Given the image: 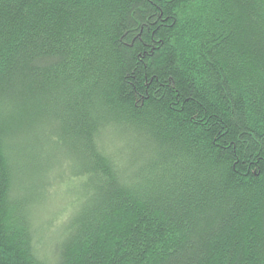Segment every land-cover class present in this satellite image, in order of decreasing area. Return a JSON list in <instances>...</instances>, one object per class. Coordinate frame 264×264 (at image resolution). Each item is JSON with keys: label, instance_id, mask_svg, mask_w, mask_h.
I'll return each instance as SVG.
<instances>
[{"label": "trees", "instance_id": "16d2710c", "mask_svg": "<svg viewBox=\"0 0 264 264\" xmlns=\"http://www.w3.org/2000/svg\"><path fill=\"white\" fill-rule=\"evenodd\" d=\"M0 264H264V0H0Z\"/></svg>", "mask_w": 264, "mask_h": 264}, {"label": "rangeland", "instance_id": "374dc122", "mask_svg": "<svg viewBox=\"0 0 264 264\" xmlns=\"http://www.w3.org/2000/svg\"><path fill=\"white\" fill-rule=\"evenodd\" d=\"M49 176V175H48ZM50 176H52V175H50ZM50 179H51V177H48L47 178V180L44 182V189L47 187V185L49 184V182H50ZM55 188V187H54ZM62 188V187H61ZM61 188L60 189H58V190H53V191H47L46 190V193L48 194L47 196H46V198L44 199V202H43V206H45L46 207V211H47V213H49L50 211H52V210H54V209H56V210H61V209H63V207H65V206H67L68 205V201H67V199L69 198V197H67L66 195H64L65 193H64V190H63V188H62V190H61ZM58 193L59 195H57V194H53V193ZM53 194V195H51V194ZM70 202V201H69ZM42 219H44V217L42 218ZM53 232H57V229L56 230H54ZM60 235V233L58 234V236ZM57 236V237H58Z\"/></svg>", "mask_w": 264, "mask_h": 264}]
</instances>
